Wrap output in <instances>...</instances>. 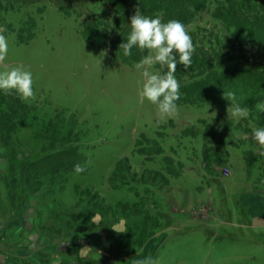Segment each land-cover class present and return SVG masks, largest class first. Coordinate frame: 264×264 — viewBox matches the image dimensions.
<instances>
[{"label": "rangeland", "instance_id": "obj_1", "mask_svg": "<svg viewBox=\"0 0 264 264\" xmlns=\"http://www.w3.org/2000/svg\"><path fill=\"white\" fill-rule=\"evenodd\" d=\"M219 3L264 21V0H211L187 27L193 44L264 67L263 44L214 21ZM121 17L107 0H0L4 63L31 71L35 92L0 91V226L25 200L34 216L32 233L1 232L0 264H264V148L252 138L264 102L240 119L220 102L159 117L140 102V71L111 51ZM51 155L57 174L40 179L34 165ZM76 164L86 170L62 171Z\"/></svg>", "mask_w": 264, "mask_h": 264}, {"label": "trees", "instance_id": "obj_2", "mask_svg": "<svg viewBox=\"0 0 264 264\" xmlns=\"http://www.w3.org/2000/svg\"><path fill=\"white\" fill-rule=\"evenodd\" d=\"M107 1L110 6L118 8L122 15L120 20H116V27L113 28L114 32H118L119 35L110 42L111 51L118 57L120 62L136 65L148 55V51L133 47L132 54L124 56L123 49L119 48L122 42H127L131 32L130 13L133 16L138 8L143 16L159 17L164 23L169 20H177L188 27L200 14L207 11L211 0ZM229 5L231 4L228 3V5L222 6L219 3L215 6L211 12L214 21L220 23L226 29L233 41L247 38L264 45V21L254 19L247 12L236 10ZM125 15L126 18H124ZM87 37L92 40L91 31L87 33ZM204 43L205 40L202 42V40L195 39V51L191 58V65L187 68L179 64V57L177 56L178 65L175 75L177 77L183 73L191 75L178 78L180 98L176 101L177 104L211 105L220 102L222 105H231L232 101L224 96V93L229 91L235 93L241 107H248L251 111L259 102H264V67L243 57H228L219 53L216 55L210 54L201 47ZM157 67L161 69V74L167 72L166 66L157 65ZM63 157L67 156L63 154ZM48 158L51 159L50 163L34 165V171L40 179L44 175H50L49 178H52L53 173L57 174L54 164L62 161V158H59L61 160L56 162L57 157L53 155ZM62 171L68 173L74 171V168L66 170L63 168ZM63 172L59 175H64Z\"/></svg>", "mask_w": 264, "mask_h": 264}, {"label": "clouds", "instance_id": "obj_3", "mask_svg": "<svg viewBox=\"0 0 264 264\" xmlns=\"http://www.w3.org/2000/svg\"><path fill=\"white\" fill-rule=\"evenodd\" d=\"M131 32L127 42L119 45L124 56H130L133 47L147 50L146 55L135 68L143 77L142 87L138 93L140 102L146 99L157 106V114L161 118L173 117L178 114L176 101L180 98V84L175 76L177 70V56L179 64L185 68L191 65V58L195 51L192 37L188 28L180 21L169 20L164 23L159 17L143 16L139 9L130 18ZM5 29L0 28V91L10 94L15 91L21 99H35L33 90L32 72L23 66H8L4 63L9 51L8 38L3 34ZM166 66V73L153 71L154 66ZM232 104L227 109L228 117L233 119L246 118L249 110L241 107L234 92L224 93ZM257 107L264 108V104ZM252 138L264 148V128L253 129ZM86 170L81 164L74 166L79 174ZM136 264H158L151 256L136 261Z\"/></svg>", "mask_w": 264, "mask_h": 264}, {"label": "crops", "instance_id": "obj_4", "mask_svg": "<svg viewBox=\"0 0 264 264\" xmlns=\"http://www.w3.org/2000/svg\"><path fill=\"white\" fill-rule=\"evenodd\" d=\"M30 203L31 202H29V200H25L24 203L20 205L19 209L21 210V213H19V216H16V218L13 220L14 221L13 224L9 225V222H8L7 224L1 225L0 226V234H1V232L5 231L9 226L15 228L14 229L15 231H16V228H17V231H20L19 227H21L25 230L26 233H32L33 232L32 228L34 227L33 226L34 222H31L30 219L28 217H26L27 215H30L32 217V219L34 218L33 211H32L33 206ZM13 209H15V208H13ZM26 218H27L31 228H29L28 223L25 224ZM14 230H11V233H13ZM5 241H7V240H5Z\"/></svg>", "mask_w": 264, "mask_h": 264}]
</instances>
